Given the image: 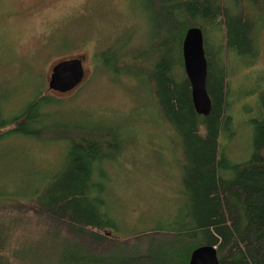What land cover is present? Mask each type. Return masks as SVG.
Masks as SVG:
<instances>
[{
	"label": "trees",
	"instance_id": "16d2710c",
	"mask_svg": "<svg viewBox=\"0 0 264 264\" xmlns=\"http://www.w3.org/2000/svg\"><path fill=\"white\" fill-rule=\"evenodd\" d=\"M150 3L152 47L109 46L93 60L108 73L144 77L156 116L172 132L183 195L178 213L146 229L113 233L117 219L106 205L104 166L121 149L120 130L59 124L50 110L59 100L38 85L21 111L0 119V129L11 124L0 136L60 140L65 151L47 181L33 187L28 179L17 191L21 199L0 198V264H187L201 245L213 246L219 264H264V86L247 91L257 99L248 158L231 162L218 143L232 122L226 60L255 61L264 0ZM190 26L202 33L211 102L206 116L195 113L182 68L181 41Z\"/></svg>",
	"mask_w": 264,
	"mask_h": 264
},
{
	"label": "rangeland",
	"instance_id": "374dc122",
	"mask_svg": "<svg viewBox=\"0 0 264 264\" xmlns=\"http://www.w3.org/2000/svg\"><path fill=\"white\" fill-rule=\"evenodd\" d=\"M152 12L150 0H0V119L21 111L39 85L40 93L59 100L50 108L59 124L117 127L121 149L104 173L106 205L117 219L112 232L121 236L173 218L183 201L172 132L156 116L144 77L108 73L93 60L109 46L148 51ZM70 57L82 59L83 79L63 93L48 89L51 66ZM226 63L232 122L218 137L219 153L241 162L250 153L249 122L257 111L247 91L264 86V28L253 63L239 66L232 57ZM65 146L19 133L0 136V198L21 199L28 179L33 187L47 181L61 166Z\"/></svg>",
	"mask_w": 264,
	"mask_h": 264
},
{
	"label": "water",
	"instance_id": "95a60500",
	"mask_svg": "<svg viewBox=\"0 0 264 264\" xmlns=\"http://www.w3.org/2000/svg\"><path fill=\"white\" fill-rule=\"evenodd\" d=\"M183 72L190 86V100L195 113L206 116L210 110V97L206 91L207 65L202 33L198 26L185 30L181 41ZM84 75L82 59L70 57L54 63L50 68L47 88L59 93L73 89ZM187 264H219L213 246L201 245L191 250Z\"/></svg>",
	"mask_w": 264,
	"mask_h": 264
},
{
	"label": "flooded vegetation",
	"instance_id": "af4514ba",
	"mask_svg": "<svg viewBox=\"0 0 264 264\" xmlns=\"http://www.w3.org/2000/svg\"><path fill=\"white\" fill-rule=\"evenodd\" d=\"M84 70V69H83ZM84 76V75H83ZM83 79V78H82Z\"/></svg>",
	"mask_w": 264,
	"mask_h": 264
}]
</instances>
